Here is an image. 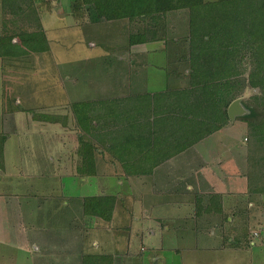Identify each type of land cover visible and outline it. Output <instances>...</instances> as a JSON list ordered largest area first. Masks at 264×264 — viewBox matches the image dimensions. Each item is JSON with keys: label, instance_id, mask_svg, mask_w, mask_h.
<instances>
[{"label": "rangeland", "instance_id": "rangeland-1", "mask_svg": "<svg viewBox=\"0 0 264 264\" xmlns=\"http://www.w3.org/2000/svg\"><path fill=\"white\" fill-rule=\"evenodd\" d=\"M52 1L51 11L34 14L20 0L13 7L0 0V39L20 44L21 32L41 26L48 40L41 53L0 41V264H264V194L251 191L247 124L238 115L176 156L156 157V166L143 161L138 169L147 172L130 176L112 164L129 148L121 119L105 128L104 119L95 121L99 138L92 129L85 144L76 139L83 132L75 102L100 98L95 109L120 102L134 111L155 92L188 85L187 66L171 73L184 49L172 39L188 37L185 25L167 42L128 48L124 22L78 20L69 0ZM143 26L132 22L129 30ZM148 121L140 117L138 130ZM200 193L211 205L196 216ZM97 195L115 198L109 219L84 213V199Z\"/></svg>", "mask_w": 264, "mask_h": 264}, {"label": "trees", "instance_id": "trees-1", "mask_svg": "<svg viewBox=\"0 0 264 264\" xmlns=\"http://www.w3.org/2000/svg\"><path fill=\"white\" fill-rule=\"evenodd\" d=\"M5 1L8 5L12 2L1 0L2 3ZM20 1L35 7L34 14L39 12V8L40 13L44 11V7L51 11L54 4L52 0ZM69 6L78 20L88 17L93 23L124 22L121 31L127 33L128 48L149 42H167L168 34L178 23L180 26L183 23L188 30V37L172 39V44L184 43V49L175 50L180 53V62L171 72L180 75L187 66L183 73L189 79L188 85L180 89L168 88L170 91L165 94L155 92L152 97L140 101L142 107L133 106L134 111L121 108L120 102L108 108L95 109L94 104L103 103L100 98L73 103L71 110L77 130L83 132V136L80 133V136L76 135L78 143L85 144L84 138L92 134L94 127L98 128L95 121L99 124L100 119H104L101 128H105L114 120L121 119L124 123L121 127H126L129 134V148H126V153L118 151L121 155L119 163H111L115 166L120 164L129 176L143 173L145 169H138L144 167L143 161L150 163V168L156 166L159 163L156 157H174L176 152L190 147L218 127H226L231 121L228 107L240 98L243 112L235 118L247 124V175L251 177V191L264 194V0H216L207 3L204 0H69ZM136 21L144 23L143 30L130 32V24ZM20 34V44L11 43L14 36L3 37L0 41L9 40L12 45L26 46L36 53L48 50V40L41 26ZM16 51L13 48L14 55L18 54ZM248 90L255 92L244 97ZM141 108L148 109L147 114L140 116L141 121L153 117L144 125L147 129L143 132L136 127ZM133 117L137 118L134 120ZM93 131V135L99 138L95 129ZM82 149H79L81 154ZM97 149L94 141L90 140L93 161ZM118 153L117 157H120ZM82 155L85 158L83 162L87 163L88 159ZM198 196L200 199L195 198L196 216L208 211L211 205L210 201L204 203V193ZM220 198L215 202L218 203L215 208L222 214ZM114 203L115 198L107 195L87 197L83 202L84 213L109 219Z\"/></svg>", "mask_w": 264, "mask_h": 264}, {"label": "water", "instance_id": "water-1", "mask_svg": "<svg viewBox=\"0 0 264 264\" xmlns=\"http://www.w3.org/2000/svg\"><path fill=\"white\" fill-rule=\"evenodd\" d=\"M241 99L238 98L234 100L230 106L228 107V113L231 117H235L236 115H240L243 112V108L240 105Z\"/></svg>", "mask_w": 264, "mask_h": 264}, {"label": "crops", "instance_id": "crops-1", "mask_svg": "<svg viewBox=\"0 0 264 264\" xmlns=\"http://www.w3.org/2000/svg\"><path fill=\"white\" fill-rule=\"evenodd\" d=\"M110 101H112V100H110ZM110 101H108L107 103H109ZM1 179H2V178H0V181H1ZM223 209H224V206H223ZM255 234H256V231L253 233V235H255ZM263 257H264V256H262L261 258L263 259ZM158 258H159V257H158ZM158 258H157V257H152V260H153L154 262H157Z\"/></svg>", "mask_w": 264, "mask_h": 264}]
</instances>
